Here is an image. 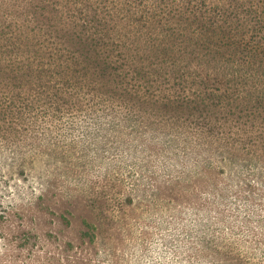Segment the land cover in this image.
Here are the masks:
<instances>
[{
	"label": "rangeland",
	"instance_id": "1",
	"mask_svg": "<svg viewBox=\"0 0 264 264\" xmlns=\"http://www.w3.org/2000/svg\"><path fill=\"white\" fill-rule=\"evenodd\" d=\"M13 92L0 97V264H264V159L234 161L222 140L208 162L198 136L116 122L105 105L45 115Z\"/></svg>",
	"mask_w": 264,
	"mask_h": 264
},
{
	"label": "trees",
	"instance_id": "2",
	"mask_svg": "<svg viewBox=\"0 0 264 264\" xmlns=\"http://www.w3.org/2000/svg\"><path fill=\"white\" fill-rule=\"evenodd\" d=\"M15 86L29 110L105 105L113 121L198 136L208 162L223 140L232 160L257 164L264 0H0L1 94Z\"/></svg>",
	"mask_w": 264,
	"mask_h": 264
}]
</instances>
